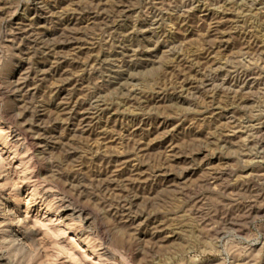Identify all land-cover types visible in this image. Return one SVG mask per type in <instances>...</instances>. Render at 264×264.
Segmentation results:
<instances>
[{
    "label": "rangeland",
    "instance_id": "374dc122",
    "mask_svg": "<svg viewBox=\"0 0 264 264\" xmlns=\"http://www.w3.org/2000/svg\"><path fill=\"white\" fill-rule=\"evenodd\" d=\"M18 8L7 24L35 17L29 31L40 48L36 69L46 77L38 87L28 83L29 96L39 98L45 88L52 93L37 108V127L47 119L41 107L48 114L68 112V128L82 132L84 144L93 148V179L107 192L128 188L142 208L141 201L151 204L150 212L136 218L137 239L146 250L169 256L174 248L202 241L206 255L197 264H217L218 245H239L252 234L264 239V115H256L251 95L259 81L230 71L229 59L242 48L232 38L239 33L231 31V8L201 5L178 26L173 41L156 45L152 40L163 16L157 19L145 0H85L83 8L57 0V9L69 11L55 25L57 18H48L35 2ZM155 80L160 86H149ZM61 127L63 121L49 132ZM36 143V151L52 150L39 137ZM38 178L43 181L45 174ZM177 213L191 223H178ZM68 235L80 254L60 245L50 264L58 258L83 264L81 258L89 257L84 237ZM91 259L102 258L93 250Z\"/></svg>",
    "mask_w": 264,
    "mask_h": 264
},
{
    "label": "clouds",
    "instance_id": "9594fccd",
    "mask_svg": "<svg viewBox=\"0 0 264 264\" xmlns=\"http://www.w3.org/2000/svg\"><path fill=\"white\" fill-rule=\"evenodd\" d=\"M20 2L37 3L48 18H57L52 19V25L69 11L57 9V0H0V11L9 10L0 17V264H50L48 258L60 245L72 248L79 255L69 232L80 233L89 244L90 255L87 259L81 258L83 264H171L172 261L197 264L202 261L206 255L202 241L174 248L169 256L144 248L143 242L137 239L136 218L150 212L151 204L141 201L146 205L142 208L135 203L136 197L128 188L118 194L107 192L106 185L101 186L93 179L88 159L93 148L84 144L82 132L77 134L68 128V112L48 114L41 107L47 119L37 127V108L47 104V97L52 93L45 88L43 96L37 98L34 93L29 96L28 83L38 87L46 83V77L36 69L40 48L32 43L36 38L29 31L35 17L27 24L15 27L7 24L9 16L19 10ZM72 2L81 8L85 5V0ZM145 3L154 10L157 19L163 16L153 45L173 41L178 26L186 23V18H191L189 14L201 5L218 11L231 8L236 13L231 31L239 33L232 38L242 48L229 59L228 63L233 66L230 71L239 69L246 75L251 73L259 81L251 95L256 97L253 105L256 115H264V45L257 47L264 41V0H223V3L220 0H145ZM149 86L159 87L160 82L152 81ZM84 98H89L88 92H84ZM62 121L63 127L49 132L52 124ZM38 137L51 145L52 150L36 151ZM73 152L80 155L73 159L69 155ZM85 168L86 172L81 171ZM40 172L45 174L43 181L38 178ZM5 202H13V206ZM201 214L202 211L197 215ZM177 217L178 223H191L182 213H177ZM191 227L195 229L196 225ZM253 244L260 246L255 254L249 251ZM218 247L219 251L214 253L219 257L217 264H264V239L259 235L252 234L239 245ZM93 250L102 258L99 262L91 259ZM138 252L142 255L137 256ZM105 256L108 258L103 259ZM58 264H65L63 258H58Z\"/></svg>",
    "mask_w": 264,
    "mask_h": 264
},
{
    "label": "bare ground",
    "instance_id": "6f19581e",
    "mask_svg": "<svg viewBox=\"0 0 264 264\" xmlns=\"http://www.w3.org/2000/svg\"><path fill=\"white\" fill-rule=\"evenodd\" d=\"M110 5V4H109ZM68 34V33H67ZM220 39V38H219ZM63 79V78H62ZM112 79V78H111ZM140 103V102H139ZM180 239V238H179ZM175 241V240H174ZM183 241V240H182ZM178 243V242H177ZM181 246V245H180Z\"/></svg>",
    "mask_w": 264,
    "mask_h": 264
}]
</instances>
